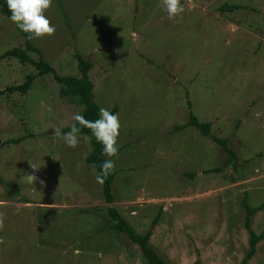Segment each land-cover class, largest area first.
<instances>
[{
	"label": "rangeland",
	"instance_id": "1",
	"mask_svg": "<svg viewBox=\"0 0 264 264\" xmlns=\"http://www.w3.org/2000/svg\"><path fill=\"white\" fill-rule=\"evenodd\" d=\"M182 3L169 21L161 0H52L44 14L55 32L31 39L58 75H78L75 53L89 60L98 109L120 119L109 204L85 161L89 137L69 148L52 134L82 106L51 74L0 59V90L34 76L25 94L0 93V264H143L110 228V206L136 233L150 230L165 261L240 263L244 191L250 206L264 202V0ZM224 3L242 8L222 12ZM13 47L22 32L0 12V54ZM189 111L237 158L192 126L175 130ZM250 221L264 230V205ZM247 264H264V238Z\"/></svg>",
	"mask_w": 264,
	"mask_h": 264
},
{
	"label": "trees",
	"instance_id": "2",
	"mask_svg": "<svg viewBox=\"0 0 264 264\" xmlns=\"http://www.w3.org/2000/svg\"><path fill=\"white\" fill-rule=\"evenodd\" d=\"M238 8H242V6L239 4L224 3L219 7V10L222 12L233 11L234 9ZM0 12H2L6 17L10 15L6 7L5 0H0ZM22 35L23 47H13L8 50H5L3 53L0 54V59L5 57H14L22 64H32L33 67L36 69L38 75L51 74L54 82L59 85V94L61 96L70 99H75L77 103L82 106V109L79 113H81L86 120L97 119L98 106L94 101L93 83L88 75L90 69L92 68V63L89 60L83 58L78 53H75L78 75H58L56 70L48 62L43 60V58L41 57L40 50L32 44V41L30 38H28V35L23 32ZM28 52H36L38 54V57L32 58L28 54ZM33 81L34 76L27 75L21 83L8 85L3 90H0V93L18 92L20 94H25L31 87ZM186 105L188 109L191 108L189 100L186 101ZM72 124L73 122L70 125L61 128V132H67ZM188 126L194 127L202 135L209 137L213 142L219 144L231 160L237 158V155L234 150L228 146V138L218 137L211 133L210 122L198 120V118L191 111H189L187 121L182 125L175 126L174 129L179 130ZM80 133L85 134L90 139L92 148L91 151L85 156V161L88 164L92 165L96 171V174H98L100 171V164L105 159H109V157L102 154V146L97 143L94 138H92L90 131L86 127H81ZM214 170L218 169H208L205 172ZM113 180L114 172L108 175L107 178H105L103 183L101 184V191L104 197V201L108 204L114 200V195L112 192ZM241 205L245 211L244 228L248 234V249L246 250L239 264H247L248 259H250L255 253L256 244L262 238H264V230L259 233H256L252 229L250 217L254 215L264 205V203H261L257 206H250L246 201V193L244 191V195L241 200ZM107 211L110 217L114 220V223L110 226V228L124 233L130 241H132L138 246L142 255L145 258V262L143 264H172L161 258L149 245L148 239L151 234L150 230H147L144 234H138L135 232L134 228L128 223V221L114 207H108Z\"/></svg>",
	"mask_w": 264,
	"mask_h": 264
},
{
	"label": "clouds",
	"instance_id": "3",
	"mask_svg": "<svg viewBox=\"0 0 264 264\" xmlns=\"http://www.w3.org/2000/svg\"><path fill=\"white\" fill-rule=\"evenodd\" d=\"M5 3L10 13L7 19L21 32L26 33L28 38L51 36L55 32V25L51 24L44 14L52 4V0H5ZM161 7L169 21L179 18L185 11L182 0H161ZM71 119L73 124L67 132L53 128L51 129L52 134L60 137L67 147L76 148L80 139L81 127H86L92 138L102 146V154L109 157L100 164V171L96 176L97 183L102 184L115 168L114 160L111 158L116 157L118 153L117 139L120 135V119L116 113L104 107L98 109V118L95 120H86L81 113H74ZM26 176L30 184L36 181L43 185V181L35 175Z\"/></svg>",
	"mask_w": 264,
	"mask_h": 264
},
{
	"label": "crops",
	"instance_id": "4",
	"mask_svg": "<svg viewBox=\"0 0 264 264\" xmlns=\"http://www.w3.org/2000/svg\"><path fill=\"white\" fill-rule=\"evenodd\" d=\"M92 148V147H91ZM91 151V150H90ZM88 154V153H87ZM96 172V171H95ZM101 185V184H100ZM264 203V202H263Z\"/></svg>",
	"mask_w": 264,
	"mask_h": 264
}]
</instances>
